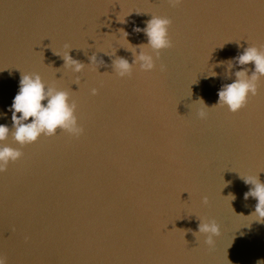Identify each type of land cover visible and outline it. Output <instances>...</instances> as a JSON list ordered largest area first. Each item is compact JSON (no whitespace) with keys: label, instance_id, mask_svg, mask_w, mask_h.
Listing matches in <instances>:
<instances>
[{"label":"water","instance_id":"95a60500","mask_svg":"<svg viewBox=\"0 0 264 264\" xmlns=\"http://www.w3.org/2000/svg\"><path fill=\"white\" fill-rule=\"evenodd\" d=\"M152 16L171 21L172 47L152 72L134 66L118 78L112 61L135 58L121 32L139 52L147 38L137 29ZM249 46H264V0H0V125L12 127L21 74H38L69 93L84 130L5 142L23 155L0 174V255L8 264L264 262V223L247 217L257 202L244 199L241 179L264 183V78L238 113L215 106ZM65 52L81 73L65 68ZM199 220L219 227L211 247L192 234Z\"/></svg>","mask_w":264,"mask_h":264},{"label":"clouds","instance_id":"9594fccd","mask_svg":"<svg viewBox=\"0 0 264 264\" xmlns=\"http://www.w3.org/2000/svg\"><path fill=\"white\" fill-rule=\"evenodd\" d=\"M168 2L175 7L183 0H168ZM170 25L171 21L168 18L152 16L144 29H137L147 38V43L140 46L139 52L129 44L128 34L122 31L120 41L123 45H127L135 58L131 64L123 58L114 59L112 69L116 76L121 79L130 77L134 66L141 72H152L156 67L155 61L160 58V53L172 47L168 34ZM107 54L114 55L115 50ZM63 61L65 68H70L74 73H81L84 70L85 66L72 59L68 52L63 54ZM233 61L236 66H242L241 70L235 72L232 83L223 85L218 91V101L215 106L224 107L235 114L246 106L250 97H255L258 93V83L264 78V46H249L233 58ZM100 63L102 62H98L95 56L90 58L91 65ZM249 64L253 65L251 74L247 67H244ZM232 66L233 62L230 61L228 67ZM74 83L78 84L79 80ZM91 94L95 96L97 90L93 88ZM69 101L68 92L58 90L55 84L46 85L40 75L21 74L19 90L9 109L12 113V127L10 129L7 125H0V174L7 170L10 163H15L23 155L19 148L6 145L5 142L9 137L13 143L23 148L34 144L42 136L50 138L58 132L67 133L75 138L83 134L84 130L78 125L75 115L76 104ZM197 115L202 120L207 118L205 110L198 111ZM241 179L245 185L250 186L249 191L244 194V199L251 197L257 202L253 212L247 217L252 218V221L264 223V183L260 182L259 175L241 176ZM231 197V201L235 199V196L231 195ZM202 203L207 205V198ZM192 234L204 236V243L211 247L214 245V238L220 235V230L214 221L199 220L197 231ZM0 264H8L7 258L3 255H0ZM257 264L264 262L258 261Z\"/></svg>","mask_w":264,"mask_h":264}]
</instances>
